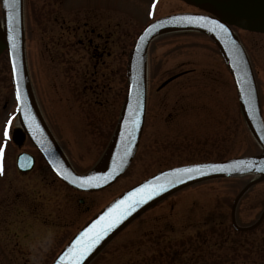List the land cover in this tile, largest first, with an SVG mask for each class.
<instances>
[{
    "label": "rangeland",
    "instance_id": "obj_1",
    "mask_svg": "<svg viewBox=\"0 0 264 264\" xmlns=\"http://www.w3.org/2000/svg\"><path fill=\"white\" fill-rule=\"evenodd\" d=\"M126 1L121 6L134 8L137 16L116 19L124 28L126 61L138 31L150 21L145 16L150 2L154 1L151 18L193 10L182 0ZM249 37L253 43V36ZM160 40L161 45L156 43ZM256 41L258 47L251 43L248 51L264 73V36H257ZM184 42H187L186 48ZM36 44L29 43L30 56L35 54L29 70L32 95L38 107L43 108V119L66 157L78 172H87L100 160L109 139L106 143L101 140L103 132L95 130L86 112L76 104L71 87L58 90L60 84L46 76V69L42 71L36 59ZM184 56L195 62L202 61L204 68L209 63L217 64L220 58L210 38L200 32L162 35L152 44L147 60L148 76L155 72L160 80L167 78L171 73L166 71L170 64L166 60L171 61L176 71V64ZM8 67L3 53L0 56V147L4 151L0 173V264H50L94 213L161 169L259 151L245 125L238 100L235 145L224 141L221 152L214 146V130L200 129L184 115L182 118L181 113L173 124L153 125L149 113L138 149L123 176L104 190L78 193L54 176L28 140L15 142L12 132L19 127L16 101L13 89L6 91L7 82L2 79L6 69L10 82ZM159 79L147 90L153 92ZM6 128L7 137L4 136ZM21 152L36 158L31 173H19L16 168V156ZM252 178L245 175L208 180L175 192L129 223L88 264H264V220L247 232L234 230L230 220L235 195ZM263 208L264 181L254 185L241 199L236 210L237 224L254 223Z\"/></svg>",
    "mask_w": 264,
    "mask_h": 264
},
{
    "label": "flooded vegetation",
    "instance_id": "obj_2",
    "mask_svg": "<svg viewBox=\"0 0 264 264\" xmlns=\"http://www.w3.org/2000/svg\"><path fill=\"white\" fill-rule=\"evenodd\" d=\"M125 2L128 1L22 0L24 58L28 78L30 79L29 70L33 63V56L35 58V54L30 56L29 43L35 42L38 48L36 59L42 71L43 68L46 69L48 71L46 76L60 84L58 90L66 86L71 87L76 104L86 112L95 130L104 133H101L104 137L101 135V140L103 139V142L105 140V143L108 139V142L111 140L108 136L113 135L112 131L117 125L126 92L127 42L123 25L116 19L125 15L137 17L134 8L121 6H125ZM153 2L148 4L147 15H145L150 21L157 18H151L154 10ZM187 5L193 8L190 11L213 15L217 18L226 16L227 13L226 4L222 5L220 0H214L212 4H206L203 7ZM228 25L247 53L264 122L263 68L252 60L248 51L252 43L249 36H255L252 40L258 47L256 38L264 36V32L250 30L236 22H229ZM176 33L179 32L162 33L157 37ZM184 33L186 32H181V34ZM155 38L149 44L147 59ZM161 40L156 43L161 45ZM183 44L186 48L187 42ZM3 53L5 52H1L0 56ZM218 54L220 58L217 64L209 63L207 68H204L202 61L195 62L184 56L176 64L177 69L174 71L171 61L166 60L168 64L170 63L166 71L171 74L163 80L159 79L160 76L154 75L155 72L151 77L148 76L147 68V89H152L153 81L158 79L160 81L153 92L147 90L143 129L149 113L148 118L152 124L158 126L160 122L173 124L177 120V115L181 113L182 118L184 115L189 123L195 124L200 129L214 130V146L219 150L224 141L235 145L237 91L228 67L219 52ZM3 70L2 79L7 82L4 89L10 92L11 77L9 82V74L6 69ZM39 110L43 117V108L39 107ZM218 158L227 159V157ZM28 173L31 171L25 174ZM243 196L238 201L236 209ZM263 220L264 217L259 225Z\"/></svg>",
    "mask_w": 264,
    "mask_h": 264
},
{
    "label": "water",
    "instance_id": "obj_3",
    "mask_svg": "<svg viewBox=\"0 0 264 264\" xmlns=\"http://www.w3.org/2000/svg\"><path fill=\"white\" fill-rule=\"evenodd\" d=\"M183 1L196 7H203V5L212 4L214 0ZM220 2L222 5L226 4V16L223 15L217 18L213 15L199 12L172 13L152 20L139 32L128 53L126 65L127 89L114 134L100 161L90 171L80 174L73 169L66 155L46 126L32 95L24 58L22 0H19L18 12L14 23H10L9 9L4 5V0H1L0 52L5 50L8 56L20 124L19 128H16L13 132V137L16 142H20L27 137L55 176L73 190L84 193L103 190L115 183L130 165L137 150L144 123L148 46L155 36L165 32L199 31L207 35L214 42L234 80L243 118L260 147V152L255 155L240 156L221 161L186 164L161 170L151 175L115 197L99 210L66 243L50 264H55L59 257L72 246L76 238L85 229L99 220L117 201L124 199L129 193L134 192L144 184L156 182L157 177H160V183H163L164 174L170 173L176 168L199 165L201 166L203 175H193L191 179L184 178L183 183L168 187L165 191L153 196L146 203L141 204L131 215L103 238L101 243L82 261V264H88L113 237L147 209L178 190L205 180L234 177L247 173L257 176L254 180L247 183L237 194L232 204L231 221L234 228L246 231L255 228L264 217L263 210L258 220L247 227L237 226L234 218L235 206L242 194L253 184L264 180V122L260 112L250 62L243 46L228 25L229 22H236L250 30L264 32V0H220ZM185 17L194 19L203 17L205 19L200 20L198 23H188L183 19ZM212 22H216V24ZM218 25H222L223 27H218ZM213 28H215L214 31L212 30ZM136 117L139 118V125L130 136L129 125L126 124V121ZM126 148L128 149L127 155H125ZM34 160L33 155L21 152L17 156L16 166L21 172H27L32 169ZM86 176H100L105 177L106 180L100 182L99 186L90 187H80L78 183H72L74 178Z\"/></svg>",
    "mask_w": 264,
    "mask_h": 264
},
{
    "label": "snow or ice",
    "instance_id": "obj_4",
    "mask_svg": "<svg viewBox=\"0 0 264 264\" xmlns=\"http://www.w3.org/2000/svg\"><path fill=\"white\" fill-rule=\"evenodd\" d=\"M4 5L9 9V21L14 23L18 12L19 0H4ZM188 23H198L205 18H183ZM216 24V22H212ZM218 27H223L218 25ZM213 31L215 28L212 29ZM19 95V93H18ZM11 124V121H9ZM129 125V135L136 131L139 125V118L136 117L126 121ZM9 134L8 129L4 131V136ZM128 154V149H125V155ZM3 157L4 151L0 147V173L3 172ZM63 175V173H61ZM193 175H203L201 166L184 167L173 169L170 173L164 174V182L160 183L161 178L157 177L156 182H150L142 185L134 192L129 193L124 199L117 201L109 210L100 217L89 228L85 229L74 241L72 246L59 257L55 264H82V261L89 256V254L101 243L103 238L108 235L114 228H116L123 220H125L133 211L141 204L146 203L153 196L165 191L168 187L175 186V184L183 183L184 178H193ZM67 178V177H66ZM105 177L100 176H86L74 178L72 183L79 184L80 187L99 186L100 182H104Z\"/></svg>",
    "mask_w": 264,
    "mask_h": 264
}]
</instances>
